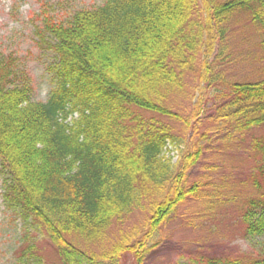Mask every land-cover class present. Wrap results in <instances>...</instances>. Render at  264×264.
Segmentation results:
<instances>
[{"label":"trees","instance_id":"16d2710c","mask_svg":"<svg viewBox=\"0 0 264 264\" xmlns=\"http://www.w3.org/2000/svg\"><path fill=\"white\" fill-rule=\"evenodd\" d=\"M240 14L258 27L264 51V0H104L65 19L45 16L35 32L54 58L44 102L32 100L31 79L17 57L0 52L1 200L20 223L16 264H43L31 231L48 239L60 264H94L106 245L101 261L129 254L141 264L178 207L211 205L208 184L191 179L211 138L229 145L254 131L245 182L255 195L240 219L245 238L264 236V78L222 82L200 119L198 104L190 118L167 106L197 57L208 73L215 32L223 37L224 25ZM167 122L181 124L190 137L182 143ZM181 144L186 150L172 163L168 148ZM134 213L142 221L123 230Z\"/></svg>","mask_w":264,"mask_h":264},{"label":"rangeland","instance_id":"374dc122","mask_svg":"<svg viewBox=\"0 0 264 264\" xmlns=\"http://www.w3.org/2000/svg\"><path fill=\"white\" fill-rule=\"evenodd\" d=\"M215 1V0H214ZM222 1V0H218ZM104 0H0V52L13 54L19 68L29 75L33 86V101L44 102L52 87L49 65L53 55L39 46L36 30L42 28V19H65L80 9L100 6ZM202 22V21H201ZM203 23V22H202ZM262 35L247 15H238L224 25L223 37L215 32L213 54L208 58V73L200 66V57L194 63V72L186 73L182 88L169 96L167 106L184 118H190L194 105L198 104L199 119L210 107L213 91L221 89L223 83H247L264 78V51ZM173 127L174 135L183 143L191 133L183 130L181 124L167 122ZM259 132H249L226 145L220 137H213L208 143L199 164L191 172V179L200 178L208 184L211 205L192 202L178 207L176 217L164 225L157 234L156 250L141 264H193L190 258L196 256H229L243 260L264 259V236L247 239L240 219V209L255 193L246 181L253 164L250 142ZM186 145V144H185ZM169 146V155L175 163L186 149ZM192 181V180H191ZM0 181V264H16L14 251L20 244V223L1 200ZM142 221V214L134 213L122 226L131 228ZM118 227L109 231L117 234ZM38 243L43 264H60L55 250L38 232H30ZM109 247L97 251L94 264H136L133 257L124 254L118 259L101 261L100 254ZM108 252V251H106Z\"/></svg>","mask_w":264,"mask_h":264}]
</instances>
